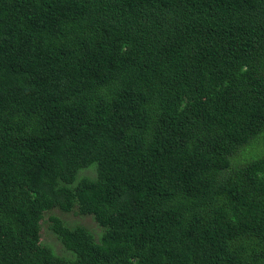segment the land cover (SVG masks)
I'll use <instances>...</instances> for the list:
<instances>
[{"label":"trees","instance_id":"16d2710c","mask_svg":"<svg viewBox=\"0 0 264 264\" xmlns=\"http://www.w3.org/2000/svg\"><path fill=\"white\" fill-rule=\"evenodd\" d=\"M263 151L264 0H0V264H264Z\"/></svg>","mask_w":264,"mask_h":264},{"label":"rangeland","instance_id":"374dc122","mask_svg":"<svg viewBox=\"0 0 264 264\" xmlns=\"http://www.w3.org/2000/svg\"><path fill=\"white\" fill-rule=\"evenodd\" d=\"M264 154V151L260 153V155ZM251 155H247L245 161L250 158ZM77 209H74L72 212L63 214V213H56L65 223L69 226H78L84 225L90 230L94 231L95 233L99 234L101 228L96 224L92 217H85L77 213ZM49 215L45 216V221L43 222L42 226V241L45 244L52 245L55 249H58L60 244L56 241L55 237L48 231L47 229V220Z\"/></svg>","mask_w":264,"mask_h":264}]
</instances>
